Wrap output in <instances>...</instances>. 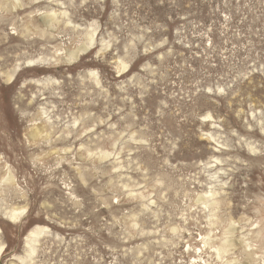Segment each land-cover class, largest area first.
<instances>
[{
	"label": "rangeland",
	"instance_id": "obj_1",
	"mask_svg": "<svg viewBox=\"0 0 264 264\" xmlns=\"http://www.w3.org/2000/svg\"><path fill=\"white\" fill-rule=\"evenodd\" d=\"M0 248L264 264V0H0Z\"/></svg>",
	"mask_w": 264,
	"mask_h": 264
},
{
	"label": "bare ground",
	"instance_id": "obj_2",
	"mask_svg": "<svg viewBox=\"0 0 264 264\" xmlns=\"http://www.w3.org/2000/svg\"><path fill=\"white\" fill-rule=\"evenodd\" d=\"M53 13H49V14H47L46 15V17L48 18V20H46V21H53V20H55V18H53ZM56 16V15H55ZM54 16V17H55ZM46 19V18H45ZM84 49H85V47H82V48H77V50H75V51H72V52H70L69 53V57L67 58V59H70V58H73V59H77L78 57H79V55L84 51ZM83 50V51H82ZM65 60V59H64ZM66 61V60H65ZM68 61V60H67ZM32 61H27L26 62V64H25V66H33L34 64L33 63H31ZM39 62V61H38ZM69 62V61H68ZM18 68V67H17ZM16 68V69H17ZM12 76H13V74L10 76V78H12ZM9 80V79H8ZM44 128V127H43ZM42 128V129H43ZM41 129V130H42ZM40 133H42V132H40V129L38 128V127H35L34 129H33V131H32V133L30 134L31 135V137L34 139V138H36ZM46 133H48V132H46ZM46 135H48V134H46ZM210 138V137H209ZM65 150V149H64ZM11 176V175H10ZM209 191V190H208ZM212 191V190H211ZM216 193L217 192H209L208 194H206V193H204V194H199V195H197V198H196V201H198V203L200 202V203H202V204H209L208 206H212V204L214 205V203L216 202V199H215V195H216ZM142 195V194H141ZM217 203V202H216ZM217 205V204H216ZM210 206V207H211ZM215 207V206H214ZM210 210V209H209ZM11 212V211H10ZM10 212H8V213H10ZM22 210L21 211H12V213H10L9 214V217L10 218H16V217H18V215H20V214H22ZM6 217H8V216H6ZM235 223V222H234ZM231 224V223H230ZM234 225H236V224H234ZM233 225V226H234ZM232 226V225H231ZM226 228V227H225ZM41 229V228H40ZM40 229L39 228H33V229H31L30 230V235H28V240H27V244H28V246H29V254H28V256H30V254H32L34 251H35V242H36V236L39 234V231H40ZM228 229V228H227ZM226 229V230H227ZM233 228H229V230H227L226 232H228V233H231L230 232V230H232ZM225 230V229H224ZM223 230V231H224ZM225 232V231H224ZM227 235H229V234H227ZM225 239H226V237H225ZM223 240V246L221 247V246H218V247H215V250L217 251V253L220 255V252H222V251H224L225 250V248L228 246L229 247V245H231V243H232V241H228V240ZM228 239V238H227ZM232 239V238H231ZM206 241V240H205ZM205 241H204V243H205ZM231 242V243H230ZM0 250H1V248H0ZM196 250H197V248H196ZM226 263V262H225ZM224 263V264H225ZM226 264H229V262H227ZM240 264V263H239Z\"/></svg>",
	"mask_w": 264,
	"mask_h": 264
}]
</instances>
